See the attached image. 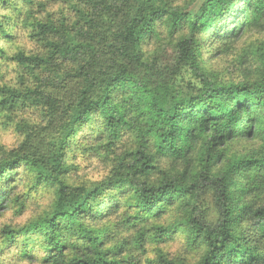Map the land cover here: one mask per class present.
I'll return each instance as SVG.
<instances>
[{
	"label": "trees",
	"instance_id": "obj_1",
	"mask_svg": "<svg viewBox=\"0 0 264 264\" xmlns=\"http://www.w3.org/2000/svg\"><path fill=\"white\" fill-rule=\"evenodd\" d=\"M0 8V130L16 138L0 144V218L23 215L45 191L52 197L25 223L0 228V256L15 248L41 264H264V203L243 200L264 183V155L231 148L264 140V44L244 70L253 80L220 84L200 44L180 34L188 26L222 35L232 18L239 25L224 38L264 30V0H204L192 15L172 0H0ZM19 33L29 44L17 42ZM151 41L161 44L154 52L144 48ZM31 109L38 120L23 117ZM95 113L96 156L113 154L126 132L138 146L106 159L100 181L70 180L80 132L93 128ZM150 139L187 165L172 177L158 169L145 149ZM233 175L250 180L248 188ZM208 186L214 222L201 201ZM117 227L129 236L108 243ZM177 234L202 250L196 262L169 260L161 249Z\"/></svg>",
	"mask_w": 264,
	"mask_h": 264
},
{
	"label": "rangeland",
	"instance_id": "obj_2",
	"mask_svg": "<svg viewBox=\"0 0 264 264\" xmlns=\"http://www.w3.org/2000/svg\"><path fill=\"white\" fill-rule=\"evenodd\" d=\"M174 4L181 5L184 7L186 13H190L191 15L196 13L204 2V0H172ZM236 6L235 3H233ZM49 10H56V7L53 5L49 6ZM3 11L0 8V14ZM227 26L225 28V32L218 36L216 32H209L207 35L204 33V28L201 31H193L190 27H185L183 31L180 32L183 36L194 37L196 42L200 44L201 48V56L202 61L205 63V67L208 71V75L212 81H216L220 84H228V83H237L245 79L246 81L253 80L252 78L246 77V68L249 66L254 67L256 63V59L252 56L251 51L254 46H258L260 44H264V30H256V31H238L235 35V32L232 36H228L226 38V31L229 30L231 26L239 25V22L236 24L235 19H230L226 22ZM219 27V24L217 25ZM235 30V29H234ZM19 37L17 42L21 44H29L24 38L23 33L18 34ZM162 44H166L162 42ZM161 44H156L151 41L147 46H144L145 50L148 52H154L157 48H159ZM32 46L29 45L28 48ZM164 50H169L170 47L167 45L163 46ZM97 113L93 114L90 118V124H94L93 128L82 129L80 132L79 148L76 149V153L70 159L71 164H73V171L70 172L69 179H83L85 181H100L106 174L109 172V162L113 160V156H123L127 150H131L132 148H137L138 142H136V137L132 132L123 133L119 140L116 142L112 152L113 154H109L105 156L104 159L95 155L92 151V148L97 146V142L99 137L96 136V122L95 117ZM23 117L38 120L40 115L39 112L31 109L23 113ZM237 139L235 143H231L232 152L237 156L241 157L245 154L256 153L258 155H264V140L254 139V140H240ZM138 141V140H137ZM151 139L147 140L148 144H145V149L155 166L160 170H166L167 173H170V177L175 176L177 170H181L184 166L187 165L188 160L183 161H173V159L162 153L156 151V149L152 148ZM0 144L6 147H12L16 144V138L11 131H3L0 130ZM189 155V159L193 160L195 157L194 152ZM109 161H107V160ZM195 166H198V162L193 160L191 163V168L193 169ZM223 165L217 167L214 170V173L217 177L221 174V170ZM22 168L18 170L16 174L12 176V184L19 183V179L23 177ZM176 170V171H175ZM264 176V171L260 173V177ZM232 180L238 184H241L244 188H248L247 184H250V180H246L240 176L233 175ZM158 179V176H151V180L155 181ZM24 188V187H23ZM22 191L21 184L17 187V192ZM52 197L48 191L42 193V196L39 198H35L34 200H29L27 202V208L23 215L14 216L10 212H5L4 216L0 218V228L3 225H11L18 226L25 223L29 218L38 215L43 209L46 208L50 204ZM243 200L246 202H253L254 206H259L264 203V183L258 188L257 191H254L250 196L243 197ZM201 201L203 204H206L210 209L208 211V219L211 222H214L217 218V210L214 209V191L211 187L208 186L206 190H204ZM205 202V203H204ZM113 204H108L109 208H113ZM119 215V213H118ZM120 217H116L115 221H118ZM129 236V232L125 229H121L120 227L110 235H108L107 240L108 243H112L115 239H121L123 237ZM110 241V242H109ZM161 249L164 250V253L167 254L169 260L176 259H185L187 262H196L202 254L201 249H196L194 247H190L187 245L184 237L180 234H177L172 241H169L163 245H160ZM0 264H41L40 262H29L20 259L19 253L15 248L4 250L0 256Z\"/></svg>",
	"mask_w": 264,
	"mask_h": 264
}]
</instances>
